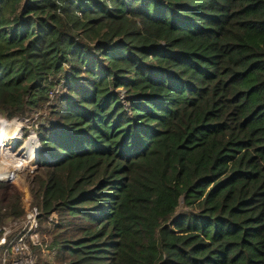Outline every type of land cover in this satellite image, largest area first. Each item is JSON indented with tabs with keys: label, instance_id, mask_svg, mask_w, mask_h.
<instances>
[{
	"label": "trees",
	"instance_id": "trees-1",
	"mask_svg": "<svg viewBox=\"0 0 264 264\" xmlns=\"http://www.w3.org/2000/svg\"><path fill=\"white\" fill-rule=\"evenodd\" d=\"M42 111L56 264H264V0H0V116Z\"/></svg>",
	"mask_w": 264,
	"mask_h": 264
},
{
	"label": "rangeland",
	"instance_id": "rangeland-1",
	"mask_svg": "<svg viewBox=\"0 0 264 264\" xmlns=\"http://www.w3.org/2000/svg\"><path fill=\"white\" fill-rule=\"evenodd\" d=\"M46 115L47 112L42 111L28 118L9 121L0 116L5 122L18 124L16 126L6 123L0 125V182L7 185L6 188L0 189V200L4 203L7 202L11 196L19 195L21 207L23 209L25 207L23 201H28L29 199L31 206L36 207L33 205L34 199L31 192V188L33 187L32 181L38 172V162L44 153L42 152L35 131L36 127L41 125L46 126L44 121H39L40 117L44 118ZM45 156L49 159L47 154H45ZM21 164L25 165L24 169L27 168L24 174L21 172L22 169L18 168ZM15 166H17V170L20 172L14 170ZM33 170L36 172L31 174L30 171ZM53 216L52 218H49L50 216H41L38 221L37 234L43 246L42 248H35V252L33 249V252L39 264H56L50 250V243L52 230L59 222V219L57 215L53 214ZM18 220L19 219L6 221L0 228L11 225L14 221Z\"/></svg>",
	"mask_w": 264,
	"mask_h": 264
},
{
	"label": "built area",
	"instance_id": "built-area-1",
	"mask_svg": "<svg viewBox=\"0 0 264 264\" xmlns=\"http://www.w3.org/2000/svg\"><path fill=\"white\" fill-rule=\"evenodd\" d=\"M29 201H23L25 215L22 219L0 228V264H37L33 249L43 246L37 234L42 213ZM52 217L53 214L49 218Z\"/></svg>",
	"mask_w": 264,
	"mask_h": 264
},
{
	"label": "bare ground",
	"instance_id": "bare-ground-1",
	"mask_svg": "<svg viewBox=\"0 0 264 264\" xmlns=\"http://www.w3.org/2000/svg\"><path fill=\"white\" fill-rule=\"evenodd\" d=\"M18 168H19V169H22V170H21L22 174H24V173L27 171V168L24 169V168H25V165H23V164H21L20 166H18ZM28 168H29V167H28ZM14 170H15L16 172H20L19 170H17V166H15Z\"/></svg>",
	"mask_w": 264,
	"mask_h": 264
}]
</instances>
